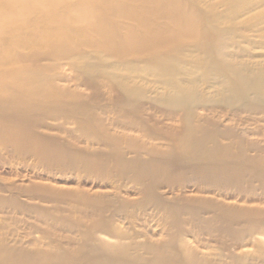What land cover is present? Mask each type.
<instances>
[{"label": "bare ground", "instance_id": "obj_1", "mask_svg": "<svg viewBox=\"0 0 264 264\" xmlns=\"http://www.w3.org/2000/svg\"><path fill=\"white\" fill-rule=\"evenodd\" d=\"M184 7V2L175 0H0V145H18L22 140V149L29 151L32 144L39 145L32 156L50 161L55 157L48 156L49 148L65 146L56 157L69 160L79 174L93 170L104 180L98 191L92 190L94 185L65 189L39 182L23 188L15 180L1 182L0 208L10 204L31 209L52 217L69 234L43 239L27 230L24 237L17 229L2 227L1 219L0 264H259L247 255L226 256L200 241L186 242L184 235L189 233L182 225L187 219L200 223L202 231L232 235L235 242L229 248H255L260 256H254L264 264V155L260 154L264 145L243 142L239 133L214 126L207 116H196L187 124L180 111L131 99L102 77L75 71L74 81L92 92H59L40 84L42 67L34 72L33 81H27L23 67L7 68L27 60L37 65L68 57L74 52L69 49H78L79 44L117 56L157 49L193 34L192 20L177 16ZM164 18L180 25L179 32L170 29L168 20L161 21ZM35 24L53 26L58 29L55 33L81 24L89 34L78 39L61 33L46 39L44 35L41 42L50 48L26 57L17 50L27 43L16 30ZM237 109L232 115L248 113L264 121V105L243 104ZM39 129L68 133L74 142ZM38 167L34 163L24 171ZM242 182L249 187L232 189ZM33 200L59 204L53 208L57 215ZM148 208L163 227H144L140 233L117 227V221L133 224V218L140 219L136 209ZM204 248L211 252H203Z\"/></svg>", "mask_w": 264, "mask_h": 264}, {"label": "rangeland", "instance_id": "obj_2", "mask_svg": "<svg viewBox=\"0 0 264 264\" xmlns=\"http://www.w3.org/2000/svg\"><path fill=\"white\" fill-rule=\"evenodd\" d=\"M175 1L184 2V11L177 16L182 20H192L193 34L176 39L171 44L140 54L123 56L108 54L99 51L97 47L79 44L78 49H69L70 52H74L68 57L43 60L37 65L27 60L17 65H8L7 68L12 71L13 68H17L16 66L23 67L26 70L25 75L28 81L36 79L33 74L42 67L43 82L40 84L44 85V88L59 92H92L74 81L75 71L88 76L102 77L110 80L121 91L127 92L126 94L131 99L146 100L166 109L172 108L180 111L187 120V124L194 118L196 119V116H207L214 126L220 129L230 128L231 131H235V134L239 133L243 142L258 141L264 145L263 120L253 114L248 115V113L232 115L233 111L243 104L264 105V0ZM167 20L170 29L174 33L179 32L180 25L175 26L165 18L161 21ZM36 21L37 18H33L31 23ZM139 28L141 30L142 26ZM57 30L48 25L46 28L43 24L20 28L16 31L27 46L17 50H21L20 52L28 57L35 51H46L50 48L49 45L44 46L45 44L41 42L44 35L46 39L61 33L74 35V38L78 39L79 35L89 34L88 31L83 30L81 24H74L66 31L55 33ZM9 32L12 34L13 30L9 29ZM5 39L10 42L11 35L7 33ZM12 47L16 50V47ZM16 108L19 107L16 106ZM209 110L211 112H208ZM156 117L160 120L158 113ZM46 122L52 121L46 119ZM65 127L72 126L65 125ZM39 132L74 142L67 136L68 133L62 134L43 129H39ZM228 141L223 140L222 142ZM20 142L18 145L5 143L0 145V183L15 180L20 187L29 188L35 183L43 182L55 188L65 189H72L76 186L90 189L94 185L92 190L98 191L100 183L104 181L97 172L90 170L79 174L69 160L56 157L55 154H62L61 147L65 146L57 145L61 147L49 148L47 154L50 158L55 157L54 160L37 158V161L31 152L39 145L32 144L29 151L28 147L22 149ZM78 146L84 145L78 143ZM260 154L264 155V152ZM34 163H38L39 167L28 172L24 171L25 167L32 166ZM77 165H75L76 168L79 167ZM34 174L43 179L33 177ZM79 179L83 183H80ZM240 187L246 189L249 183L242 182L238 188L232 189L236 191ZM191 189L193 186L190 184L187 190L191 191ZM130 196L134 198L133 194ZM216 198L222 200L220 197ZM26 199L27 194L23 193L22 200L26 201ZM31 202L44 209H50L53 215H57L53 208L59 204L36 200ZM60 206L66 207L65 204H60ZM61 212L74 216V213H70L67 209H61ZM152 212L151 208L136 209L135 214L141 220L133 218L131 225H128L127 220L117 221V227L137 233L144 232V227L147 228L146 230L160 229L158 227H163L159 221L160 218L154 216ZM145 213L147 216H143ZM1 219L2 227L17 229L24 237L27 230H31L34 237L43 239L59 238L69 234L63 231L64 226L52 217L49 218L31 209L15 208L10 204L0 208ZM182 228L189 233L184 235V240L190 244L195 245L197 241H200L208 248H213L212 252L222 251L221 253L226 256H229L230 252L241 256L247 255L249 259H257L259 264H263L260 262L262 258H256L259 254L257 255L253 247L229 248V244L235 242L232 235L219 236L202 231L204 228L200 223H193L189 219L182 225ZM208 248H204L203 252H211Z\"/></svg>", "mask_w": 264, "mask_h": 264}]
</instances>
